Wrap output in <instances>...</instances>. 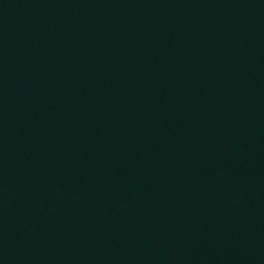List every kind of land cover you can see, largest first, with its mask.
I'll return each mask as SVG.
<instances>
[{
    "label": "water",
    "instance_id": "water-1",
    "mask_svg": "<svg viewBox=\"0 0 264 264\" xmlns=\"http://www.w3.org/2000/svg\"><path fill=\"white\" fill-rule=\"evenodd\" d=\"M0 264H264V0H0Z\"/></svg>",
    "mask_w": 264,
    "mask_h": 264
}]
</instances>
